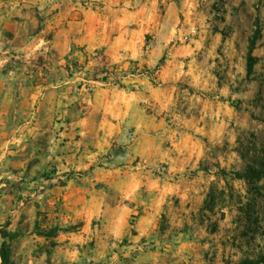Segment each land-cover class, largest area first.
I'll return each mask as SVG.
<instances>
[{
	"label": "rangeland",
	"instance_id": "1",
	"mask_svg": "<svg viewBox=\"0 0 264 264\" xmlns=\"http://www.w3.org/2000/svg\"><path fill=\"white\" fill-rule=\"evenodd\" d=\"M109 1L44 0L18 36L0 35V232L18 236L12 261L257 258L264 176L236 174L264 170V0ZM119 9L141 17L127 26L137 57L55 48L59 32L86 35L87 13L99 25Z\"/></svg>",
	"mask_w": 264,
	"mask_h": 264
},
{
	"label": "crops",
	"instance_id": "2",
	"mask_svg": "<svg viewBox=\"0 0 264 264\" xmlns=\"http://www.w3.org/2000/svg\"><path fill=\"white\" fill-rule=\"evenodd\" d=\"M42 1L44 0H0V35L12 33L18 36L19 32L17 30L19 28L22 30V25H24L21 17H27V15H24L26 9H31ZM117 4L120 5L121 0H110L108 8L112 10V7ZM116 11L112 23L101 19L99 25L95 24L96 22L92 21V15L87 13L86 35L76 37L69 34L70 39H63L62 36L65 34L59 32L56 36L55 48L61 56H65L72 50L73 44L77 43L85 47L89 53L104 50L109 57L108 60L113 63L128 56L137 57L138 54L127 52L135 49L132 33L130 29H127V26L140 20L141 17L138 14L126 12L124 9Z\"/></svg>",
	"mask_w": 264,
	"mask_h": 264
},
{
	"label": "trees",
	"instance_id": "3",
	"mask_svg": "<svg viewBox=\"0 0 264 264\" xmlns=\"http://www.w3.org/2000/svg\"><path fill=\"white\" fill-rule=\"evenodd\" d=\"M257 38L258 36H255V38H253L251 40V44H250V53H249V57H248V73L251 74L253 71V67L256 64V58H254L253 56V51L255 49L256 43H257ZM262 176H264V170H258L256 168H250L249 171L246 174H240L237 173L236 177H238L239 179H245L247 177L250 178H261ZM45 237H49L46 234H43ZM57 234L54 232L50 237H55ZM0 236L3 239V243L2 246L0 248V255L2 258V264H14V262L12 261V242L14 240H16V238L18 237L17 234L12 233L10 231L7 230H2L0 232ZM238 264H264V252L262 254H260L257 258L255 259H246L241 261Z\"/></svg>",
	"mask_w": 264,
	"mask_h": 264
}]
</instances>
